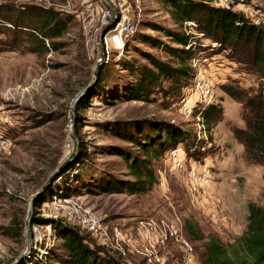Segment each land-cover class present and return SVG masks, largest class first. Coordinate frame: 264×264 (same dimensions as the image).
I'll return each mask as SVG.
<instances>
[{
	"label": "rangeland",
	"instance_id": "374dc122",
	"mask_svg": "<svg viewBox=\"0 0 264 264\" xmlns=\"http://www.w3.org/2000/svg\"><path fill=\"white\" fill-rule=\"evenodd\" d=\"M196 1L241 13L264 29V0ZM129 5L134 32L123 51L98 63L102 50L94 47L85 28L83 0H0V264H58L65 251L53 221L78 229L92 244V236L66 218L76 209L96 215L108 229L131 234L138 243L150 223L154 232L176 235L160 250V263L143 255L107 251L127 264H204L209 237L229 247L246 231L249 204L264 208V168L246 158L235 138L233 129L244 126L242 105L224 90L236 83L255 94L264 83L263 71L231 60L225 51L210 56L219 46L197 33L192 22L175 20L163 0H129ZM32 7L70 19L49 52L39 51L27 32L18 38L19 45L10 44L16 47L4 45L14 43L18 35L7 28L5 18L15 20L21 14L20 19L30 20L19 25L32 27L38 21ZM167 30L185 32L207 50L196 54V68L188 62L192 79L178 86L161 79L150 102L128 101L125 89L132 77L125 64L151 66V56L176 67L175 57L151 43L155 39L180 48ZM105 32L106 27L102 36ZM197 78L209 86L211 96L204 97L206 89L196 86ZM210 102L222 105L224 116L205 131L196 114ZM148 122L190 131L205 155L193 158L179 145L152 157L157 183L145 194L86 191L85 185L97 178L134 180L117 153L127 151L141 158L144 153L118 135ZM176 150L185 151L177 156L182 166L174 159ZM69 164L75 168L65 174ZM205 170L210 172L209 185L202 182ZM44 194L48 202L40 205ZM54 197L62 200L59 209L53 207ZM187 221L201 240L189 235Z\"/></svg>",
	"mask_w": 264,
	"mask_h": 264
},
{
	"label": "trees",
	"instance_id": "16d2710c",
	"mask_svg": "<svg viewBox=\"0 0 264 264\" xmlns=\"http://www.w3.org/2000/svg\"><path fill=\"white\" fill-rule=\"evenodd\" d=\"M163 2L170 8L175 20L182 23L192 22L197 33L219 46L212 49L210 56L224 51L228 52L231 60L249 69L262 70L264 78V29L261 26L253 24L241 13L216 9L196 0H163ZM30 12L38 18L32 27H26V23L19 25L21 20H30L20 19L21 14L15 20L12 16L5 18L6 24L9 25L7 28H13V33L18 35L14 43H4V45L9 49L16 47L10 44L19 45L20 39L18 38L23 32H27L26 34L30 35V40L39 51L46 53L55 49V40L65 34L70 19L61 18L59 14L40 7H32ZM166 32L180 48L168 47L155 39L151 40V43L175 57L178 62L176 67L151 56H148L151 66L136 67L125 64V68L132 77L125 89L128 101L150 102L154 88L158 86L161 79L169 80L177 86L192 79L193 69L188 62L195 59L197 53L207 50H202L201 43L185 32L168 30ZM46 41L49 42V46ZM189 46L190 48L187 49ZM224 90L242 105L241 117L244 126L233 129L235 138L244 147L246 158L264 168V83L255 94L241 88L236 83L226 85ZM196 116L200 118L204 129L211 131L222 120L224 109L222 105L212 102L200 107ZM137 126L134 124L125 131L120 130L118 135L124 141L140 148L144 153V158L129 154L127 151L119 150L117 153L124 159L134 180L123 181L113 177L97 178L90 185H85L86 191L103 195L145 194L157 183L156 174L151 165L152 157L166 154L167 151L179 145H183L184 150L193 158L205 155L201 152L202 146L195 134L183 130L178 125L167 122H148L142 124L141 128ZM81 160V158L78 159V164ZM74 168V165L69 164L64 173ZM61 195L67 197L66 194ZM46 202H48L47 194L39 197L40 205ZM53 227L57 236L63 240L65 251L64 255L56 260L58 264H127L109 252L93 246L88 237L76 228L61 221H53ZM186 229L194 239L203 238L189 221L186 222ZM204 264H264V208L249 204L246 231L229 247L219 239L209 237Z\"/></svg>",
	"mask_w": 264,
	"mask_h": 264
},
{
	"label": "built area",
	"instance_id": "2783aa9c",
	"mask_svg": "<svg viewBox=\"0 0 264 264\" xmlns=\"http://www.w3.org/2000/svg\"><path fill=\"white\" fill-rule=\"evenodd\" d=\"M83 7L85 9L84 14L88 17L87 21L85 20V28L95 40L93 43L94 47L102 50L101 55L97 58L98 63L109 60L113 53H120L123 51L127 38L134 32L129 0H83ZM105 27L106 32L102 36L103 33L101 34V32ZM98 36H100V38H98ZM46 42L49 46V42ZM190 46L187 47V49H189ZM198 61L199 60L193 59L191 61L193 65L191 64V66L196 68ZM196 86L201 90L206 89L203 91L205 98L211 94L209 86H207L202 79H196ZM174 153L176 154L174 158L175 161L179 166H182L183 162L178 160L177 156L179 154L180 156L183 155L185 151L176 150ZM204 172L207 173L202 176V182L205 183V185H209L210 172L209 170H205ZM61 202V199L54 197V202H52L53 207L59 209ZM66 218L75 222L92 236L91 240L93 246L125 257L131 254L143 255L149 262H152V260L158 263L162 262L159 256L160 250L166 247L172 238L176 236L171 232L168 233V231L163 230H161V232H154V230H152L153 224L150 223L148 227H146V230L141 231L142 243H138V238L123 232L119 228L108 229L99 217L91 213L87 214L82 210L76 209L71 210L66 215Z\"/></svg>",
	"mask_w": 264,
	"mask_h": 264
}]
</instances>
